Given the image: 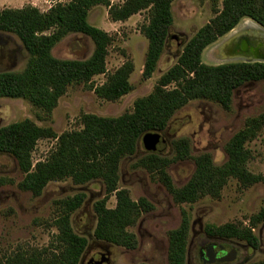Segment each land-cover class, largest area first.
I'll list each match as a JSON object with an SVG mask.
<instances>
[{
    "label": "trees",
    "instance_id": "obj_1",
    "mask_svg": "<svg viewBox=\"0 0 264 264\" xmlns=\"http://www.w3.org/2000/svg\"><path fill=\"white\" fill-rule=\"evenodd\" d=\"M173 1L124 0L121 4H110L109 0H67L54 4L45 12L31 5L0 10V32L16 36L27 54L22 71L0 72V98L26 100L49 115L69 86L83 83L100 99L118 100L131 90L129 77L133 63L126 61L107 75L103 84L90 85L93 77L106 74L108 47L113 39L107 32L89 24V10L99 5L106 7L113 22L126 21L147 11V23L140 31L147 41L142 77L149 79L165 49L173 23ZM213 14L185 43L176 63L160 76L152 92L134 101L132 112L118 117L83 114L80 130L61 135L29 119L0 127V155L11 157L23 174L18 189L39 197L51 182L69 179L75 185H83L100 181L104 195L93 203L94 239L135 249L137 240L128 228L153 206L144 197L133 201L128 190L118 187L121 161L135 153L144 134L163 132L173 115L189 102L205 100L229 111L236 90L249 82H264V62L207 65L201 59L208 46L227 35L243 19L264 29V0H222L221 9L214 8ZM69 34H80L91 40L94 48L87 59L53 56L52 49ZM262 131L264 113L246 119L242 129L226 143L227 159L221 165H215L208 154L191 157L188 141L179 139L173 142L172 157L148 152L131 167L143 169L156 178L175 204H194L207 196L218 199L229 179L236 180L242 188L264 184V174H253L247 169L251 154L245 147ZM42 139H54L56 145L44 161L33 163L32 152ZM184 159H192L195 169L190 179L177 187L167 169ZM11 183L12 180L0 177V186ZM111 196L115 198L114 208L107 207ZM84 199V193H78L56 203L52 225L57 233L47 247L21 248L0 254V264H79L87 239L73 231L71 214L81 207ZM181 217L180 225L167 234L168 264H187L189 227L185 211L181 212ZM262 222L264 209L250 217L247 226L232 223L206 226L205 233L219 241H239L256 249L259 241L252 231ZM248 264H264V261Z\"/></svg>",
    "mask_w": 264,
    "mask_h": 264
},
{
    "label": "rangeland",
    "instance_id": "obj_2",
    "mask_svg": "<svg viewBox=\"0 0 264 264\" xmlns=\"http://www.w3.org/2000/svg\"><path fill=\"white\" fill-rule=\"evenodd\" d=\"M124 0H109L110 4H121ZM67 0H0V10L20 9L31 5L41 12L47 11L56 3ZM222 0H174L171 4L173 23L169 29L165 49L159 58L155 71L149 79L142 77L147 41L140 27L147 23V11L131 16L126 21L113 22L107 15V8L95 6L88 12L90 25L112 36L106 58V74L92 78L90 85L103 84L107 75L113 73L126 61L133 63V72L129 77L131 90L116 101L98 98L83 83L73 84L58 100L51 114L32 106L23 99L0 98V127L29 119L37 126L51 128L56 135L81 129L80 118L83 114L100 117H118L132 112L136 99L149 95L156 82L173 66L185 43L213 16V9H221ZM212 46V45H211ZM91 40L80 34H69L52 49L58 59H87L93 51ZM250 48V47H249ZM216 50L207 47L201 59L204 64L215 65L227 62H246L256 59L253 54H239L230 51L228 58L214 59ZM263 55V54H262ZM221 56V55H220ZM264 57V55H263ZM27 54L19 39L8 33L0 32V72H20L24 69ZM264 113V82H249L236 90L229 111L218 104L195 100L178 110L167 128L158 132L162 142L157 153L162 157L173 156V142L185 139L190 146V156L208 154L215 165L223 164L227 156L225 145L230 138L242 129L246 119ZM56 140L42 139L32 152V161H44L54 149ZM245 147L251 157L246 167L253 174H264V131L259 133ZM149 151L140 138L135 153L121 161L118 187L128 190L130 198L137 201L144 197L153 206L144 213L137 223L128 228L137 240L133 250L96 241L93 230L96 217L93 203L102 198L104 187L100 181L75 185L71 180L51 182L41 196L32 197L29 192L18 189L17 184L23 174L16 162L9 156L0 155V177H6L13 183L0 186V254H8L17 249L45 248L56 235L52 220L56 215V203L78 193H84L85 199L79 209L71 214L73 231L87 239V247L79 264H91L101 260L103 264H168V232L181 223V212L188 218V244L186 263L200 264L199 251L204 244L216 240L205 233L206 226L238 224L247 226L250 217L264 209V184L258 183L248 188L239 186L236 180L229 179L218 199L204 197L194 204H175L165 188L143 169L131 166ZM195 166L192 159L171 164L167 173L172 183L180 187L192 176ZM115 198L111 196L108 208H114ZM258 238L256 249L239 241L230 242L236 252L231 264H248L264 261V222L253 229ZM220 244V245H221Z\"/></svg>",
    "mask_w": 264,
    "mask_h": 264
},
{
    "label": "crops",
    "instance_id": "obj_3",
    "mask_svg": "<svg viewBox=\"0 0 264 264\" xmlns=\"http://www.w3.org/2000/svg\"><path fill=\"white\" fill-rule=\"evenodd\" d=\"M236 33L238 36L240 35L241 37L243 36V38L245 37V39H246V41H244L245 46L250 47V49L252 50L249 52L250 54H253L256 59L264 58L263 57V55H264V29H262L261 27H259L257 24H255L253 21H251L249 19H243L227 35L219 38L215 43L211 44L212 46L210 45V47H212V49L216 50V52L218 53L217 56H215V58H214L215 60L216 59L219 60L220 51H221L222 47L225 48V47L231 46L232 48H234L233 44H234L235 38H233V35ZM232 39H233V42H232ZM221 42H223V43L220 45ZM256 61H259V60H256ZM262 61H264V60H262ZM215 65H219V64H215Z\"/></svg>",
    "mask_w": 264,
    "mask_h": 264
},
{
    "label": "flooded vegetation",
    "instance_id": "obj_4",
    "mask_svg": "<svg viewBox=\"0 0 264 264\" xmlns=\"http://www.w3.org/2000/svg\"><path fill=\"white\" fill-rule=\"evenodd\" d=\"M237 36H238L237 33L233 35V38H235L234 44H233L234 48H232L231 46L221 48V51H220L221 56L219 57L220 60L222 58L227 59L228 58L227 56H228L230 51H234L236 53L243 54V55L248 54L250 51H252L249 47L245 46V42H244V41H246L245 37L243 38V36L241 37L240 35L238 37ZM232 42H233V39H232ZM222 43L223 42H221L220 45ZM221 243H224V242L219 241V240H214L212 242L204 244V246L199 251V258L201 261L200 264H231L232 262H234L236 260L235 259L236 258L235 257L236 252L233 249L234 246L230 242H227V243H229V245H222ZM211 246L212 247H216V246L226 247L227 251L226 252L219 251L215 255L216 259L209 261V259L206 257V254L209 253ZM222 258H226V260L222 259ZM230 258H232V259H230Z\"/></svg>",
    "mask_w": 264,
    "mask_h": 264
},
{
    "label": "water",
    "instance_id": "obj_5",
    "mask_svg": "<svg viewBox=\"0 0 264 264\" xmlns=\"http://www.w3.org/2000/svg\"><path fill=\"white\" fill-rule=\"evenodd\" d=\"M246 62H256V60L246 61ZM261 62H264V61H261ZM142 141H143V144H144L145 148L149 152H158V151H160L158 146L162 142V139H161V136H160V134L158 132H149V133L144 134L143 137H142ZM219 251L226 252L227 248L226 247H222V246H216V247H212L211 246L209 253L206 254V257L209 259V261H212V260L216 259L215 255ZM222 259L226 260V258H222ZM230 259H232V258H230ZM103 263L104 262L101 261V260H95L91 264H103Z\"/></svg>",
    "mask_w": 264,
    "mask_h": 264
}]
</instances>
